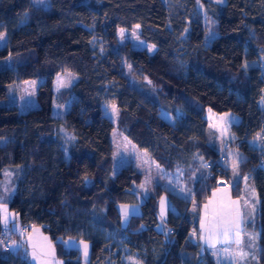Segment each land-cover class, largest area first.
<instances>
[{
    "label": "trees",
    "instance_id": "obj_1",
    "mask_svg": "<svg viewBox=\"0 0 264 264\" xmlns=\"http://www.w3.org/2000/svg\"><path fill=\"white\" fill-rule=\"evenodd\" d=\"M201 2L217 32L208 45L197 0L175 9L167 0H50L49 7L0 0V33L8 35L0 48V180L7 168L20 167L8 206L21 225L32 222L49 235L63 264H82L77 250L64 247L68 237L90 243V264H100L124 237L143 264H215L199 240L200 212L230 170L210 142L208 109L240 117L230 126L244 156L233 192L240 194L252 172L247 178L259 197L264 264V149L252 144L264 123V0ZM137 25L141 38L156 47L153 53L119 42L120 29ZM95 37L105 43L104 53L94 48ZM128 65L157 92L133 85ZM65 71L79 78L62 91L63 100H72L62 119L53 115L54 82ZM37 79L38 106L23 112L10 87ZM110 101L119 105L123 133L164 169H183L193 179L202 163H215L190 200L160 186L141 200L133 187L142 175L132 166L113 176L115 125L104 113ZM62 126L76 137L68 148ZM163 195L170 207L161 228ZM119 204H139L140 212L125 222ZM0 264L28 262L20 251L0 246Z\"/></svg>",
    "mask_w": 264,
    "mask_h": 264
},
{
    "label": "rangeland",
    "instance_id": "obj_2",
    "mask_svg": "<svg viewBox=\"0 0 264 264\" xmlns=\"http://www.w3.org/2000/svg\"><path fill=\"white\" fill-rule=\"evenodd\" d=\"M181 1L184 0H167L173 9L180 7ZM209 1L217 3V0ZM31 2L33 5L41 7H49L50 5V0H45L44 4L36 3L35 0H31ZM224 2L225 0H223V3ZM197 9L202 14L207 25L205 42L211 41L217 36L216 30L213 28L214 21L207 17L204 5L202 4L201 0H197ZM123 30V33H121V29L118 31V39L120 43L124 44L128 42L135 49H146L149 53H153L156 50V47H153L154 45L141 38L139 28L135 27L132 30ZM4 34V39L0 41V48L6 45L8 41L7 33ZM93 46L100 52H105V43L97 37L93 39ZM126 74L130 77L131 83H133V85L147 90L149 94H155V92H157L156 88L152 85L148 78H137L136 76L132 75L130 65L126 67ZM78 78L79 76L72 71L61 72L56 75L54 82L55 98L53 105V115L55 117L63 119L70 109L72 100H63L62 91L69 89L78 80ZM41 81L42 80L40 79L18 81L10 87L9 95L12 100L17 103L21 111L24 112L29 109H34L38 106L36 92ZM104 113L109 119L113 121L115 125L111 135L114 156L112 174L114 176L124 166H132L136 169V171L141 173L142 180L140 184L133 187L134 190H137L141 200L146 199L149 195L155 193L157 186H160L169 192L190 200L196 191V182L198 179H200V177L208 178L211 176L212 168L209 166V162H206L205 164L202 163V168L200 167V169L195 170L193 179H189V175L187 176V173L183 169L177 168L174 171L164 169L156 163V161L146 150L137 147L123 133L118 124L121 112L119 105L115 101H110L104 105ZM206 118L208 120L209 137L212 143H215L219 148H221L222 144L225 143V149L226 143L228 141H231L235 144L237 143L238 139L232 135L233 133L230 131V126L232 123H238L240 121V117L238 115L231 112L219 114L212 111L211 109H208ZM59 135L63 138L66 148H68V146H70V144H72L76 139V137L64 126L59 129ZM252 144L256 147H261L256 141L252 142ZM243 158L244 156L239 151L237 146H234L229 151L226 157L225 165L226 168L232 171L231 175H234V172L239 169V164ZM234 162L237 164V167L235 168L233 167ZM18 174H20V167H10L5 170L3 178L0 180V196L4 197L3 203L0 204V209L7 208V211L10 214L8 225L12 227L14 222L17 229V231L11 232V235L14 239L13 241H16L23 246L20 252L21 255L27 260L28 264H40L39 259L33 260L30 255H26V253L30 254L33 251V244L36 245V251L38 254H40L41 251L46 254L43 256V259L47 261V264H63V260L60 259L57 254L55 242L52 241L49 235H47L41 227L37 226L31 230L24 231L16 213L11 211L8 206L7 202L11 199L16 191V175ZM5 188L8 189L7 194L4 192ZM181 189H183V191H181ZM161 201H164L163 214L161 212ZM169 207L170 204L168 197L163 195L159 201V220L161 228H163L164 220ZM118 208L122 214L123 221L126 222L130 215L137 214L139 212L140 205L119 204ZM125 209L129 213L127 217L124 215ZM0 222L1 225H4L2 211H0ZM123 240L125 243H121L117 247H113L112 245L108 247L109 254L100 264H143V261L140 259L139 255L133 252L126 243L128 238L124 237ZM62 242L67 250L75 249L79 252V258L82 261V264H90L91 247L89 242L71 237L62 239ZM85 245H87V248H85ZM11 252L16 253V251L13 250H11Z\"/></svg>",
    "mask_w": 264,
    "mask_h": 264
},
{
    "label": "crops",
    "instance_id": "obj_3",
    "mask_svg": "<svg viewBox=\"0 0 264 264\" xmlns=\"http://www.w3.org/2000/svg\"><path fill=\"white\" fill-rule=\"evenodd\" d=\"M211 41L206 42V44L208 45ZM263 52H264V47H263ZM263 71H264V65H263ZM234 137L238 139L236 136ZM212 144L216 145L215 143ZM217 148L220 152H224L225 143L222 144L221 148H219L218 146ZM260 164L264 166V157L260 160ZM231 173L232 171L230 170V178L228 179V182L223 185H218L211 192V195L207 198L206 202L203 204L201 208L199 231H198L199 240L202 242L205 250L211 255L215 264H259V236H260V228L258 224L259 197L255 187L248 182V178L246 180L243 178L240 194L235 195L233 192V188L241 180V177L239 170L234 172L235 173L234 175H231ZM213 193H215V196H213ZM229 201H239V208L241 212L245 214L241 223V235L239 237L241 243L239 245L235 243H230L229 245L217 243L216 247L213 249L209 247L208 243L205 241V239H202V237L207 236L209 234V230L212 231L215 230L213 229L214 211L220 210L221 207H223L225 211L234 207L229 203ZM245 201L248 202L247 205L245 204ZM253 203L255 204L254 211L251 208V205ZM205 205H208L207 209H205ZM250 212L252 213L251 217L247 215ZM251 237H255V239H252ZM224 247H229L232 253H239L243 251L245 253H248V255L246 258H240L239 256L226 257L225 254L222 252V249ZM253 256H255V258H253Z\"/></svg>",
    "mask_w": 264,
    "mask_h": 264
},
{
    "label": "snow or ice",
    "instance_id": "obj_4",
    "mask_svg": "<svg viewBox=\"0 0 264 264\" xmlns=\"http://www.w3.org/2000/svg\"><path fill=\"white\" fill-rule=\"evenodd\" d=\"M36 3L39 4H44L45 0H35ZM217 3H223V0H217ZM137 28H139V25H137ZM123 29H121V33H123ZM5 37L4 33H0V41H2ZM155 47V46H153ZM233 167H237V164L234 162ZM244 179L246 180L247 177H244ZM181 191H183V189H181ZM4 192L7 194L8 189L5 188ZM213 196H215V193H213ZM4 201V197L0 196V204H2ZM229 203L231 205H233L234 207H232L231 209L225 211L223 207H221L220 210L214 211L213 212V229H215L214 231L209 230V234L205 237H202V239H205V241L208 243L209 247L211 248H215L217 243H222L224 245H229L230 243H235L237 245H239L241 243L239 237L241 235V223L244 217V213L241 212L240 208H239V201H229ZM162 204V209L161 212L163 214L164 212V201H161ZM245 204L247 205L248 202L245 201ZM208 208V205H205V209ZM252 210H255V204L253 203L251 205ZM0 211L3 212V224L5 226V231L7 232H15L17 231L16 229V225L13 222L12 228H7V225L9 223V219H10V214L7 211V208H3L0 209ZM128 211L125 209L124 215L125 217L128 216ZM249 217H251L252 213H248L247 214ZM203 227V225H202ZM193 235H195V232L193 233ZM252 239H255V237H251ZM46 239V238H45ZM0 246H5L4 244V240L2 238H0ZM6 247L10 248L13 251L19 252L20 250H22V245L17 243L16 241H11L8 245H6ZM85 248H87V245H85ZM222 252L225 254L226 257H236L239 256L240 258H246L248 253H245L243 251L239 252V253H232L230 251L229 247H224L222 249ZM215 254V253H214ZM26 255H30L31 258L33 260H40V264H47V261L45 259H43V256L46 255L43 251H41L40 254L37 253L36 251V245L33 244V251L28 254L26 253ZM253 258H255V256H253Z\"/></svg>",
    "mask_w": 264,
    "mask_h": 264
},
{
    "label": "built area",
    "instance_id": "obj_5",
    "mask_svg": "<svg viewBox=\"0 0 264 264\" xmlns=\"http://www.w3.org/2000/svg\"><path fill=\"white\" fill-rule=\"evenodd\" d=\"M254 141H256V142H258V143L260 144L261 147L258 146L259 148H261V149L264 148V123H263V125H262L260 131H259V132L255 135V137L252 139V142H254ZM237 145H238V141H237L236 144L233 143V142H231V141H228V142L226 143V149H225V151H224V152H220V159H219V160H222L224 157H226V156L228 155L229 151H230L234 146H237ZM219 160H218V161H219ZM208 164H209V166H210L211 168L215 166V163H214V162H209ZM217 170H218L219 173L222 172V168L219 169V167H218ZM252 175H253V173H252V172H249V173H247L246 176H247L248 178H250V177H252ZM218 182H219V184H220V183H222V184H226V183H227V179H226L225 177H220V178L218 179ZM21 227H22V229H23L24 231H28V230H31L32 228H34L35 225H34V223H32V222H28V223L26 222V223L22 224ZM7 228L10 229V228H12V227H11L10 225H7ZM0 238H2V239L4 240V244H5V246H2L3 249H4V250H7V251H11V249L8 248V247H6V245H8V244L10 243V240L13 241L14 239H13V236L11 235V232H7V231H5V226H4V225H1V228H0Z\"/></svg>",
    "mask_w": 264,
    "mask_h": 264
},
{
    "label": "water",
    "instance_id": "obj_6",
    "mask_svg": "<svg viewBox=\"0 0 264 264\" xmlns=\"http://www.w3.org/2000/svg\"><path fill=\"white\" fill-rule=\"evenodd\" d=\"M219 185H223L222 183H220Z\"/></svg>",
    "mask_w": 264,
    "mask_h": 264
}]
</instances>
